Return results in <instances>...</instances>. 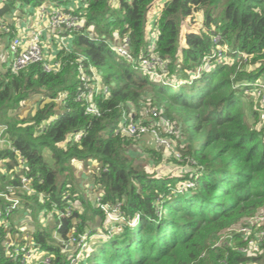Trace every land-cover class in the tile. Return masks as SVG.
<instances>
[{
    "label": "trees",
    "instance_id": "1",
    "mask_svg": "<svg viewBox=\"0 0 264 264\" xmlns=\"http://www.w3.org/2000/svg\"><path fill=\"white\" fill-rule=\"evenodd\" d=\"M45 1L85 19L84 30L73 32L72 49L58 53L61 69L46 71L36 62L18 72L0 70V124H8L12 146L0 145V160L8 159V172L18 164L13 148L19 150L35 193L18 189V194L26 207L39 208L43 216L50 212L54 220L49 227L33 226L35 245L53 264H73L77 251L63 241L79 234L86 235L89 245L77 264L264 263V250L248 255L241 249L247 246L243 233L220 240L225 229L264 207L259 104L241 85L264 80V0H166L155 23L156 51L168 63L172 85L150 79L137 61L111 49V43L120 42L116 36L129 34V49L137 59L149 53L148 13L156 0H78L76 5L69 4L72 0H0V24L9 22L11 29H2L0 37L14 36L11 18L16 12ZM199 11L204 22L193 26V14ZM90 27L93 38L88 36ZM213 34L229 46L231 58L237 52L246 55L233 63L214 57L207 64ZM80 55L101 72L110 89L109 96L94 97L100 116L87 114L85 104L76 99ZM38 94L42 97L35 110L20 116L24 102ZM147 103L180 130L160 131L180 142L175 148L183 160L172 154L171 160L187 163V173L148 172L129 154L142 137L116 132L125 111L137 119ZM79 131L84 133L76 139ZM153 144L144 152L153 155L163 148ZM74 159L97 162L96 196H81L71 183ZM20 174L14 170L8 179L0 173V190L6 183L18 186ZM119 203L118 218L110 220L101 204L113 210ZM0 204L4 209L1 198ZM12 222L6 227L0 223V264H18L4 251L8 233L15 236L18 231Z\"/></svg>",
    "mask_w": 264,
    "mask_h": 264
},
{
    "label": "built area",
    "instance_id": "2",
    "mask_svg": "<svg viewBox=\"0 0 264 264\" xmlns=\"http://www.w3.org/2000/svg\"><path fill=\"white\" fill-rule=\"evenodd\" d=\"M117 1L114 0V4H117ZM0 7H2L1 3ZM28 8H31V6H28ZM32 10L33 12L23 7L21 11L16 12L11 18L16 32L9 39L6 47L8 53L13 55V60L9 67L13 72H18L32 63L41 62L46 71H59L62 63L58 58V53L60 50L69 51L72 49L73 32L76 30H84L85 19L48 1L35 6ZM25 11L26 15L23 13ZM8 23L0 24V33L3 32L2 29L4 31L11 30ZM87 32H89L88 36L90 38L95 36L92 27L87 28ZM118 38L120 39L119 44L111 43L112 50L132 62L137 61L138 68L144 74H147L150 79L172 85L171 80L173 78L169 74L168 63L156 51L157 37L152 39L149 53L139 56L138 59L129 49V34ZM212 39L214 42L213 53L205 57L207 64L211 63V59L214 57L218 61L226 60L233 63L237 57L246 55L245 53L237 52L239 56L231 58L229 56L231 52L229 46L225 43L220 44V35L213 34ZM77 73L79 87L76 99L85 104L87 114L100 116L102 110L94 101V97L96 95L109 96V86L103 81L101 72L92 63H88L85 55H80L77 59ZM241 85L246 88L245 92L259 104L257 126L260 129L261 138L264 139V80L259 78L253 82L241 83ZM157 118H160V120H157ZM161 127H164L170 133L180 132V130H175L174 126L162 116L161 110L158 107L151 106L150 103H147L143 107L141 116L137 119L133 118V113L130 112L128 114L125 111L116 132L134 138H141L148 134L157 147L170 150L172 155L182 161V153L175 148V144L169 137L161 134ZM8 129V124H0V145L2 147H12L8 136ZM83 133V131L75 133V138L79 139ZM13 150L18 154V164L14 168L6 172L5 163L8 159L0 160V173L6 174L8 179L12 177L14 170L21 172L18 186H15L13 183H6L4 188L0 190V198L6 203L4 209L0 207V223L5 227L9 225L10 215L24 204L17 190L19 189L28 195L35 193L31 179L23 171L28 168L26 160L20 155L19 150L16 148H13ZM191 185V182L185 183V187ZM40 197L43 198L44 194L40 193ZM120 205L119 203L113 210H111L109 204H101V207L107 213L109 219L113 220L118 218ZM28 210L25 211V215L28 214ZM67 213H71L70 208L67 209ZM29 225L33 224L28 222L22 232L17 231L16 237L11 232L8 233L7 239L4 241L5 254L17 260L18 264H53L50 255L44 253V251L36 246L32 236L26 232ZM234 232L243 233L247 246L241 249L248 255L262 253L264 250V207L260 208L254 215L245 217L239 223L227 228L226 236L221 235L220 240L231 238ZM21 241L25 243L20 244ZM63 242L68 248L71 245V248L77 251L76 255L71 258L73 264H77V261L82 255V251L85 248L87 249L89 245L86 241V235L82 234L77 236L72 235L68 241Z\"/></svg>",
    "mask_w": 264,
    "mask_h": 264
},
{
    "label": "rangeland",
    "instance_id": "3",
    "mask_svg": "<svg viewBox=\"0 0 264 264\" xmlns=\"http://www.w3.org/2000/svg\"><path fill=\"white\" fill-rule=\"evenodd\" d=\"M165 1L166 0H156L153 3V6H151L150 11L148 13L147 35L149 34L151 39L156 38L159 33L158 28L155 26V21H156L155 8H156V17H158ZM77 2L78 0H72L69 2V4L73 3L74 5H76ZM193 15L195 20L190 23L193 24V26L197 22L199 23H202V21L204 22V15L202 11L195 12V14ZM116 37L118 40L119 39L118 36ZM1 40L2 39L0 38V43ZM5 40L9 41V38L7 37L5 38ZM0 48H1L0 70L5 71L6 68H8L12 63L13 55L8 53V50L4 47V44H2ZM41 97L42 96L38 94L31 97L29 100L25 101L23 107L20 109V116L24 117L28 115L31 112V110L33 109L35 110L36 101ZM243 99L245 100V98ZM173 143L175 144V146L177 143L178 146L180 144L178 140H173ZM152 145L154 146L153 140L150 136L142 137L141 139L138 140L136 146L131 148L129 151L130 156L135 157L137 159V162H140L148 172L160 176H164V175L166 176L170 174H174V175L185 174L190 170V166L187 163L180 164L178 162L176 163L172 161L171 152L168 149L165 148L157 149V151H155L156 153L153 155L145 153L144 152L145 149L148 150V147ZM45 157L52 165L53 164L52 154L49 150L45 151ZM71 165H72V172L69 175H71L70 179H71V183L74 185V188L79 190L81 196L83 195L88 197H92L94 195L96 196L98 189L96 188V185L94 183L93 175L95 171H97V167H98L97 162L94 159H90L87 162L74 159L72 160ZM27 210H28V214L25 215V211ZM39 211H40L39 208L37 209L34 206L29 208L23 204L10 215V220L13 221L12 222L13 226H15L16 229L19 230L20 232L24 230L28 222L33 224L34 228L49 227L51 224H54V220H52L50 212L48 216H43L44 213H41ZM38 212H39V216H38ZM226 234H227V229H225L220 235L226 236ZM1 249L2 247H0V251ZM246 264H264V263L248 262Z\"/></svg>",
    "mask_w": 264,
    "mask_h": 264
},
{
    "label": "crops",
    "instance_id": "4",
    "mask_svg": "<svg viewBox=\"0 0 264 264\" xmlns=\"http://www.w3.org/2000/svg\"><path fill=\"white\" fill-rule=\"evenodd\" d=\"M35 8V6H31V8H28V6L26 7V10H29V11H31V12H33V10L32 9H34ZM162 10V9H161ZM161 12V11H160ZM23 13H25V15H26V11L25 12H23ZM159 16H160V14H159ZM159 16L158 17H156V8H155V18H156V21H155V23L157 22V20H158V18H159ZM155 26H156V24H155ZM148 33V32H147ZM148 37H150L149 36V34H148ZM2 40H1V43H0V47H1V45L2 44H4V47L6 48L7 47V43H8V41H6L5 40V37H0ZM119 42H116V44H118ZM1 49V48H0ZM248 120L250 121L251 120V116H250V119L248 118ZM33 230V225H29V227L27 228V233L28 234H30V232Z\"/></svg>",
    "mask_w": 264,
    "mask_h": 264
},
{
    "label": "water",
    "instance_id": "5",
    "mask_svg": "<svg viewBox=\"0 0 264 264\" xmlns=\"http://www.w3.org/2000/svg\"><path fill=\"white\" fill-rule=\"evenodd\" d=\"M69 248H71V245H69Z\"/></svg>",
    "mask_w": 264,
    "mask_h": 264
}]
</instances>
